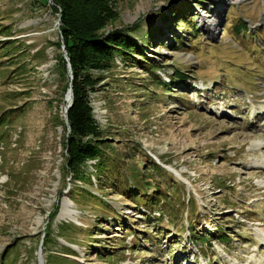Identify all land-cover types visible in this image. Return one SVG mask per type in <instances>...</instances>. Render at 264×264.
<instances>
[{
    "label": "rangeland",
    "instance_id": "1",
    "mask_svg": "<svg viewBox=\"0 0 264 264\" xmlns=\"http://www.w3.org/2000/svg\"><path fill=\"white\" fill-rule=\"evenodd\" d=\"M107 1L97 33L145 60L92 72L102 155L72 182L59 12L0 0V264H264V0Z\"/></svg>",
    "mask_w": 264,
    "mask_h": 264
},
{
    "label": "trees",
    "instance_id": "2",
    "mask_svg": "<svg viewBox=\"0 0 264 264\" xmlns=\"http://www.w3.org/2000/svg\"><path fill=\"white\" fill-rule=\"evenodd\" d=\"M49 2L51 3L49 9L54 13L59 12L58 30L72 75V104L66 116L70 132L66 140L64 169L72 182L89 181V178L82 177L83 166L88 160L95 159L99 162L102 155L99 146L102 142L101 132L93 119L89 104V94L96 91L95 88L100 83V79L94 77L92 72L109 71L116 57L123 58L125 55L133 54L138 62H142L145 58L138 52V42L130 33L132 28L97 33L106 25L102 20L109 21L112 17L110 13L112 9L107 0H49ZM57 45L59 46V43ZM58 61L64 74L65 64L61 56ZM154 67L153 65L151 72ZM173 74L179 81L183 80V74L179 71H174ZM158 84L166 85L161 79ZM145 185L149 184L146 182ZM154 198H157L156 201L151 202ZM130 199L136 204L148 205L156 203L158 197L153 195L152 200L149 201L145 197L133 194ZM56 212L57 208L51 213L49 223L54 220ZM188 233L193 239L192 243L207 244L206 237L203 234L194 233L191 227ZM218 240L224 245L227 244V234L220 231ZM48 243L49 232L47 231L42 238L43 253L46 252Z\"/></svg>",
    "mask_w": 264,
    "mask_h": 264
},
{
    "label": "water",
    "instance_id": "3",
    "mask_svg": "<svg viewBox=\"0 0 264 264\" xmlns=\"http://www.w3.org/2000/svg\"><path fill=\"white\" fill-rule=\"evenodd\" d=\"M58 26H59V24H58ZM63 48H64V46L62 47V50H64ZM63 53H65V51ZM66 61H67L68 75L70 77L69 88L67 89V91L70 93V97H71L70 102L64 108L65 120L67 122V117H66L67 116V112H68V110H69V108L71 107V104H72V89H71V87H72L71 86L72 76H71V70H70V66H69V60L67 58H66Z\"/></svg>",
    "mask_w": 264,
    "mask_h": 264
},
{
    "label": "bare ground",
    "instance_id": "4",
    "mask_svg": "<svg viewBox=\"0 0 264 264\" xmlns=\"http://www.w3.org/2000/svg\"><path fill=\"white\" fill-rule=\"evenodd\" d=\"M221 1H222V0H221ZM221 1H220V0H218V3H221ZM223 1H226V0H223ZM69 94H70V93H69ZM70 100H71V99H70ZM69 102H70V101H68V103H69ZM68 103H67V104H68ZM65 107H66V106H65Z\"/></svg>",
    "mask_w": 264,
    "mask_h": 264
}]
</instances>
